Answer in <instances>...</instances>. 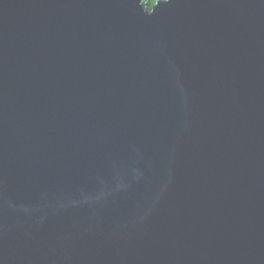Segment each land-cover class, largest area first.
Wrapping results in <instances>:
<instances>
[{
  "label": "water",
  "instance_id": "95a60500",
  "mask_svg": "<svg viewBox=\"0 0 264 264\" xmlns=\"http://www.w3.org/2000/svg\"><path fill=\"white\" fill-rule=\"evenodd\" d=\"M0 0V264H264V0Z\"/></svg>",
  "mask_w": 264,
  "mask_h": 264
},
{
  "label": "trees",
  "instance_id": "16d2710c",
  "mask_svg": "<svg viewBox=\"0 0 264 264\" xmlns=\"http://www.w3.org/2000/svg\"><path fill=\"white\" fill-rule=\"evenodd\" d=\"M157 0H150L148 4V10L151 11L152 8L155 6Z\"/></svg>",
  "mask_w": 264,
  "mask_h": 264
}]
</instances>
